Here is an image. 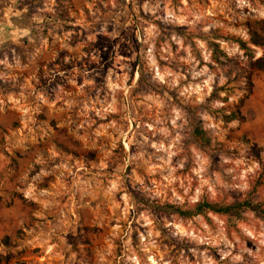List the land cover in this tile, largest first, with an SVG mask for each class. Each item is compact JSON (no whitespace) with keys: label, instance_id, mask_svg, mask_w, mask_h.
Masks as SVG:
<instances>
[{"label":"clouds","instance_id":"1","mask_svg":"<svg viewBox=\"0 0 264 264\" xmlns=\"http://www.w3.org/2000/svg\"><path fill=\"white\" fill-rule=\"evenodd\" d=\"M0 264H264V0H0Z\"/></svg>","mask_w":264,"mask_h":264}]
</instances>
